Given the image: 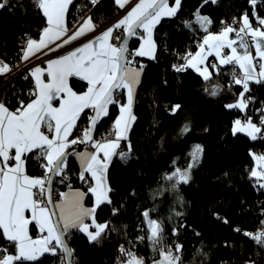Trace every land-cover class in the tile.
Wrapping results in <instances>:
<instances>
[{
  "label": "trees",
  "instance_id": "trees-1",
  "mask_svg": "<svg viewBox=\"0 0 264 264\" xmlns=\"http://www.w3.org/2000/svg\"><path fill=\"white\" fill-rule=\"evenodd\" d=\"M169 3L173 4L174 0ZM197 9L200 16L211 20L212 23L205 26L212 33H219L225 24L239 19L245 11L255 24L249 0H217L215 3L182 0L177 15L162 20L156 27L155 59L136 57L133 65H144V68L136 94L135 123L129 139L121 144V149L128 151L130 143L131 153L127 160L116 156L111 163L108 182L112 203L101 205L96 212L98 222H109L111 230L106 231L99 243L90 242L81 232L71 231L68 244L74 250L75 264H121L127 259L119 251L121 246L143 260L151 257L159 260V252L154 251L147 240L145 210H152L151 218L162 222L164 228L163 243L157 248L175 250V245L182 246L180 264H257L263 261L264 248L245 233L255 235L264 229V189L250 177V170L255 166L254 155L264 154V139L252 140L241 133L233 135L232 128L235 120L252 115V109L255 112L264 108V83L249 84L246 96L251 98V103L242 112L226 107L236 102L242 86L226 77L221 71L223 68L219 74H213L211 81H205L191 68L179 72L173 68V65L184 64L181 59L184 53H195L207 34L198 22ZM120 11L115 0H100L95 7L88 0H74L68 12V26L73 28L90 13L96 28L101 29ZM257 12L264 16V5L258 4ZM185 22L192 27H186ZM46 26V17L33 0H10L9 6L0 10V60L10 69L18 66L27 40L40 39ZM195 35L199 36L197 42ZM140 43L133 38L129 49L138 48ZM7 79V75H0V85L6 82L0 90V101L12 110L19 107L21 101L27 104L35 86L30 74ZM214 84L221 87L216 96L205 91ZM117 98L119 104H124L125 92L119 89ZM119 104L109 105V115L99 122L95 140L108 137L119 114ZM177 104L180 108L173 112ZM86 111L87 116H82L70 140L81 137L89 126L88 117L93 112ZM185 125L190 129L186 133L182 131ZM196 145L202 151L194 161L192 153ZM85 149H91V145L80 151ZM37 161L30 154L26 161L28 175H44ZM190 164L194 165L191 169ZM176 169L188 170L190 179L173 188L175 179L169 181L165 176ZM66 172L64 183L59 182V177L55 178L53 189L57 199L59 192L71 189L87 192L88 184L79 179L80 166L75 155L67 158ZM86 202L93 204L90 193ZM114 208L118 210L115 215ZM140 236L145 239L139 240ZM0 247L11 250V245L2 237ZM38 264H61V258L46 255Z\"/></svg>",
  "mask_w": 264,
  "mask_h": 264
},
{
  "label": "snow or ice",
  "instance_id": "snow-or-ice-1",
  "mask_svg": "<svg viewBox=\"0 0 264 264\" xmlns=\"http://www.w3.org/2000/svg\"><path fill=\"white\" fill-rule=\"evenodd\" d=\"M9 2L10 0H0V10L6 9ZM33 2L46 17L47 26L42 30L39 40H27L21 50L23 61L36 56L43 49L55 52L64 45L87 36L96 28L92 17L88 16L74 32L68 34L66 16L74 0ZM88 2L95 7L100 0ZM212 2L215 3L216 0ZM115 3L121 9L130 6L119 21L80 47L49 59L46 68L36 66L31 69L35 86L29 93L31 99L27 104L21 101L19 107L12 110L4 101H0V237L11 245V250L0 247V264H38L45 254L60 255L61 264H75L74 250L68 244L71 230L85 233L90 242L96 243H99L107 230H111L109 222H98L96 212L101 205L112 203L108 195L112 190L107 185V172L112 158L118 156L127 160L131 153V144L128 143V151H124L121 149V141H127L131 122L135 120L132 114L134 85L139 83L138 78L144 68V65L133 66L134 61L136 57L145 56L155 59L157 45L153 39L154 29L162 18L177 15L182 0H174L171 5L169 0H115ZM204 3H208V0H204ZM249 4L255 26L249 13L245 11L239 21L234 18L233 24H225L219 33L208 31L205 25L212 22L208 17L200 16L197 9L198 22L207 34L198 44L195 53L188 52L181 57L184 64L173 65L178 72L192 68L205 81H211L214 73L219 74V65H232L233 83L241 85L242 91L236 102L226 107L242 112L251 103V98L246 96L250 91L249 82L264 83V16L257 12V5H264V0H249ZM185 26L192 27L188 22H185ZM233 33L234 37L230 38ZM62 37L66 38L57 43ZM132 38L141 41L140 46L134 50L129 49ZM225 48L230 49V53L222 55ZM43 54L47 55V52ZM213 54L219 60V65L205 64ZM209 68L213 71H209ZM10 70L0 60V75ZM72 78L86 82V90L75 91L71 85ZM117 89L126 90V104H119ZM220 90L218 84L205 89L212 96L218 95ZM115 104H119V115L112 130L108 137L95 140L92 132L101 119L109 115V105ZM179 108L180 105L177 104L172 111ZM86 110L94 113L88 117L89 126L83 130L81 137L69 140L81 115L87 116ZM259 112V125L250 116L243 121L235 120L233 135L246 132L252 140L264 139V108ZM182 131L186 133L190 129L185 125ZM77 143H90L93 150L67 152L70 145ZM201 151L200 146L196 145L192 153L194 161ZM30 154L39 161V166L44 170L43 176L27 174L25 165ZM69 155H76L81 159L79 179L88 184L87 192L71 189L70 192H59L57 199L53 183L56 177H59L60 183L67 179ZM253 158L257 167L250 170V177L255 178L260 189H264V182H261L264 181V154L254 155ZM193 166L190 164L189 169ZM165 179H175V188L179 183H187L190 176L188 170L181 172L176 169L166 175ZM69 187L71 188L70 185ZM89 193L95 199L93 206L87 208L84 206V198ZM117 211L114 208L113 215ZM151 211L143 212L149 233L147 240L160 255V259L153 260L152 264H180L181 245H175V253L171 247L167 250L157 248V245L163 243L164 228L162 222L151 218ZM30 225L35 226L41 235L34 239L30 235ZM245 235L264 245V230L255 235ZM138 239L143 241L145 237L140 236ZM119 251L127 257L121 264H144L143 258L131 250L121 246Z\"/></svg>",
  "mask_w": 264,
  "mask_h": 264
},
{
  "label": "crops",
  "instance_id": "crops-1",
  "mask_svg": "<svg viewBox=\"0 0 264 264\" xmlns=\"http://www.w3.org/2000/svg\"><path fill=\"white\" fill-rule=\"evenodd\" d=\"M70 7H71V5L69 6V9H70ZM66 22H67V26H68V14H67V16H66ZM82 24V23H81ZM79 25L80 24H78V26H75L74 28H72V29H70L69 28V26H68V28H69V35L72 33V32H74L75 30H76V28L77 27H79ZM107 28H101V29H97V28H95V30L94 31H92V32H89L88 34H87V36H84V37H81V38H79L78 40H76V41H72L70 44H67V45H64L62 48H59V49H57L55 52H58L59 54L56 56V57H58V56H61V55H65V54H67L69 51H72V50H74V48H76V47H80L83 43H86V42H88L89 40H91V39H94L96 36H98V35H100L103 31H105ZM66 37H62L61 38V41H57V43H60V42H62V40L63 39H65ZM39 40V39H38ZM52 46H54V45H52ZM226 50H227V53H230V49H227V48H225ZM225 49H223V50H225ZM198 50V49H197ZM223 50H222V52H223ZM44 52H47V53H55V52H49L48 51V49H43L42 50V52H40V53H37V55L36 56H32L29 60H27V61H30V60H33L34 58H37L38 56H42V55H44L43 53ZM221 52V54L223 55V53ZM255 53H254V50H253V55H254ZM56 57H54L53 59H55ZM215 61L216 62V64L217 65H219V60L215 57V55H211V57H209V59L206 61V64H210V62L211 61ZM23 61V60H22ZM38 66H40V67H42V68H46L47 67V61L46 62H44V63H42V64H40V65H38ZM229 65H219V68H220V70L222 69V68H226V67H228ZM192 69V68H191ZM195 71V70H194ZM209 71H213L211 68H209ZM31 73V71H29V74ZM141 75H142V73L140 72V75H139V83H137V84H135L134 85V103H133V107H132V114L134 115V107H135V103H136V94H137V90H138V87H139V84H140V80H141ZM30 76H31V74H30ZM31 78H32V80H33V82H34V85H35V81H34V78L31 76ZM255 83L254 81H250L249 82V84L250 83ZM71 85L73 86V89L75 90V91H77V92H83V91H85L86 90V82H84V81H81V80H79L78 78H72L71 79ZM122 91H124L125 92V94H126V101H125V103L124 104H126V102H127V92H126V90H124V89H121ZM119 115V114H118ZM82 116H83V114L81 115V118H82ZM135 116V115H134ZM81 118L76 122V126L78 125V123H79V121L81 120ZM134 123H135V120L133 121V122H131V128H130V130H129V132L127 133V136H128V139H129V134H130V132H131V129H132V127H133V125H134ZM73 131H74V129L72 130V133H73ZM239 133H241V134H245V135H247V133L246 132H239ZM248 136V135H247ZM127 139V140H128ZM69 140H70V136H69ZM122 142L123 141H121V144H122ZM70 147V146H69ZM69 149V148H68ZM67 149V150H68ZM93 149L91 148V149H85V150H82V151H79V152H77V153H81V152H86V151H92ZM117 151H119V149L117 150ZM258 155H261V154H257V156ZM116 156H114L113 158H112V161H111V163L113 162V160H114V158H115ZM75 158H76V160H77V162H78V164H79V166H80V170H81V159H79L76 155H75ZM111 163H110V165H111ZM110 165H109V168H110ZM25 167H26V165H25ZM109 168H108V171H109ZM28 174V173H27ZM89 179H91V178H89ZM92 183H94V181H91ZM107 185H108V187H110V185H109V182H108V172H107ZM78 190H80V191H82V192H84L83 190H81V189H78ZM71 190H68V191H66V192H70ZM110 194H111V192L108 194L109 195V197H110ZM91 196H92V199H93V204H94V196L91 194ZM86 200H87V195L85 196V198H84V206L85 207H87V208H90V207H92L93 206V204H91V205H88L87 204V202H86ZM59 210H57V212H58ZM34 229V231H35V233H32V230ZM71 231H77V230H75V229H73V230H71ZM79 232V231H78ZM82 233V232H81ZM82 234H84L85 236H87L85 233H82ZM30 235L35 239V238H37L39 235H41L40 233H39V231H38V229L35 227V226H31L30 225ZM46 255H48V254H45L44 256H46ZM43 256V257H44ZM43 257H41V259L43 258Z\"/></svg>",
  "mask_w": 264,
  "mask_h": 264
},
{
  "label": "built area",
  "instance_id": "built-area-1",
  "mask_svg": "<svg viewBox=\"0 0 264 264\" xmlns=\"http://www.w3.org/2000/svg\"><path fill=\"white\" fill-rule=\"evenodd\" d=\"M133 2H135V0H133ZM130 7V6H128ZM128 7H126L125 9H122L118 14L117 16L111 21L109 22L106 26V28L112 26L113 24H115L117 21H119L125 14H126V11L128 10ZM88 15V14H86ZM237 21H239L238 18H235ZM234 20V19H233ZM233 20L229 23H227L228 25H232L233 24ZM255 26V24H254ZM219 30V29H218ZM234 37V33L233 34H230V38H233ZM199 36L198 35H195V41L197 42ZM238 39V38H237ZM246 39H250L249 37H246ZM190 47V46H188ZM189 51H187L186 53H188ZM184 53V55L186 54ZM223 55L227 53L226 50H224L223 52ZM59 53L58 52H55V53H47V55H42V56H38L37 58H34L33 60H30V61H21V63L16 66L15 68H12L9 72H6L5 74L3 75H7L8 76V80L14 78V77H17L19 76L20 74H25V75H28L29 74V71H31L32 68L48 61L49 59H53L54 57H56ZM183 55V56H184ZM210 63H216L215 61H211ZM233 70V66L232 65H229L228 67L226 68H223V70H221L224 75L226 77H229L231 81H233V77L231 75V72ZM6 83V82H5ZM3 83L2 85H0V90L3 88L4 84ZM256 112V113H255ZM252 109V115H250V117L252 118L253 122H255L257 125L260 124V120H259V111H255ZM246 119V118H245ZM240 120H244V119H240ZM37 164L39 165V161H37ZM264 182V181H263ZM264 230V229H263ZM256 244H258L256 241H255ZM260 246H262L264 248V245H261V244H258ZM173 252L175 253V250H173ZM153 257L149 258V259H145L144 262L146 264H152L153 262ZM257 264H264V256H263V261L260 263H257Z\"/></svg>",
  "mask_w": 264,
  "mask_h": 264
},
{
  "label": "water",
  "instance_id": "water-1",
  "mask_svg": "<svg viewBox=\"0 0 264 264\" xmlns=\"http://www.w3.org/2000/svg\"><path fill=\"white\" fill-rule=\"evenodd\" d=\"M170 1V0H169ZM133 39V38H132ZM132 39L129 41V48H130V43H131V41H132ZM119 89H117V91H118ZM92 115H94V113H92ZM98 126H99V123L97 124V126H96V128L94 129V131L92 132V135H93V138L95 139L96 138V135H97V129H98ZM88 145H90V143H88V144H80V143H78V144H76V145H74L71 149H69L68 150V152L69 153H77V152H79L83 147H85V146H88ZM69 156H71V155H69ZM68 156V157H69ZM54 184V183H53ZM55 219V218H54ZM144 264H146L145 262H144Z\"/></svg>",
  "mask_w": 264,
  "mask_h": 264
},
{
  "label": "rangeland",
  "instance_id": "rangeland-1",
  "mask_svg": "<svg viewBox=\"0 0 264 264\" xmlns=\"http://www.w3.org/2000/svg\"><path fill=\"white\" fill-rule=\"evenodd\" d=\"M217 1V0H216ZM174 4V3H173ZM170 5H171V3H170ZM122 10V9H121ZM88 15H85L78 23H76L75 25H74V27L75 26H78V24H81V23H83V21H84V19H86L88 16H90V13H87ZM166 18H169V17H164V18H162L161 19V22H162V20H164V19H166ZM160 22V23H161ZM159 23V24H160ZM158 24V25H159ZM158 25H156V27L158 26ZM73 27V28H74ZM107 26H104L103 28H106ZM156 27H155V29H154V33H153V39L155 40V30H156ZM70 29H72V28H70ZM156 42V41H155ZM157 45V44H156ZM157 50H158V48H157ZM157 50H156V54H157ZM226 50V49H225ZM224 51V50H223ZM227 51V50H226ZM214 55V54H213ZM146 58H149V57H147V56H145ZM209 57H211V56H209ZM209 57H208V59H209ZM205 64H206V62H205ZM243 121V120H242ZM255 123V122H254ZM257 156V155H256ZM254 167H257V162L255 161V166ZM259 170V169H258ZM263 182V181H262Z\"/></svg>",
  "mask_w": 264,
  "mask_h": 264
}]
</instances>
